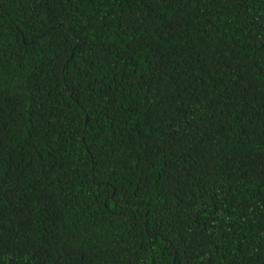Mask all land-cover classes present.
I'll use <instances>...</instances> for the list:
<instances>
[{
    "label": "trees",
    "instance_id": "trees-1",
    "mask_svg": "<svg viewBox=\"0 0 264 264\" xmlns=\"http://www.w3.org/2000/svg\"><path fill=\"white\" fill-rule=\"evenodd\" d=\"M0 264H264V0H0Z\"/></svg>",
    "mask_w": 264,
    "mask_h": 264
}]
</instances>
